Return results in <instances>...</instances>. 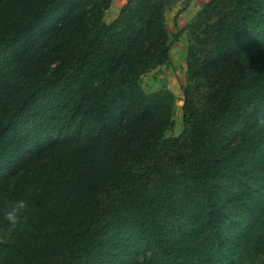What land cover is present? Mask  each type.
I'll use <instances>...</instances> for the list:
<instances>
[{
    "label": "trees",
    "instance_id": "1",
    "mask_svg": "<svg viewBox=\"0 0 264 264\" xmlns=\"http://www.w3.org/2000/svg\"><path fill=\"white\" fill-rule=\"evenodd\" d=\"M175 0H0V264H264V0L192 17L183 130Z\"/></svg>",
    "mask_w": 264,
    "mask_h": 264
},
{
    "label": "rangeland",
    "instance_id": "2",
    "mask_svg": "<svg viewBox=\"0 0 264 264\" xmlns=\"http://www.w3.org/2000/svg\"><path fill=\"white\" fill-rule=\"evenodd\" d=\"M190 19L182 30L180 39L172 44V57L170 62L156 67L144 73L140 77V85L146 92L169 88L174 94L173 104V125L166 131V136H175L183 130V85H186L188 68V48L192 42L193 36L188 28ZM12 228L2 229L0 231V244L7 242L10 238Z\"/></svg>",
    "mask_w": 264,
    "mask_h": 264
},
{
    "label": "crops",
    "instance_id": "3",
    "mask_svg": "<svg viewBox=\"0 0 264 264\" xmlns=\"http://www.w3.org/2000/svg\"><path fill=\"white\" fill-rule=\"evenodd\" d=\"M126 1L127 0H111L109 8L105 11L104 20L106 22L114 20ZM207 1L209 0H175L170 4L165 12L169 32L173 34L176 30L182 31L187 22L192 19L196 12ZM181 34L178 37V40L180 39ZM171 57L172 49H170V58Z\"/></svg>",
    "mask_w": 264,
    "mask_h": 264
},
{
    "label": "clouds",
    "instance_id": "4",
    "mask_svg": "<svg viewBox=\"0 0 264 264\" xmlns=\"http://www.w3.org/2000/svg\"><path fill=\"white\" fill-rule=\"evenodd\" d=\"M28 203L24 199H16L5 203L3 219L10 228H15L26 221Z\"/></svg>",
    "mask_w": 264,
    "mask_h": 264
}]
</instances>
